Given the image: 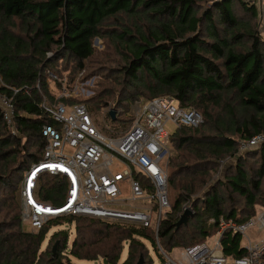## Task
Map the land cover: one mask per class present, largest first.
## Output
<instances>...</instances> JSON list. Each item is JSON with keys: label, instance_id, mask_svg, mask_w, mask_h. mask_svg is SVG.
Wrapping results in <instances>:
<instances>
[{"label": "trees", "instance_id": "1", "mask_svg": "<svg viewBox=\"0 0 264 264\" xmlns=\"http://www.w3.org/2000/svg\"><path fill=\"white\" fill-rule=\"evenodd\" d=\"M209 1L211 9L198 17L195 0H0V94L13 99L17 127L13 134L0 108V196L7 189L14 191L16 178L43 158L41 129L54 121L41 104L44 97L56 100L49 89V64L73 57L85 70L83 63L94 54L93 40L101 36L107 21L121 13L135 15L141 8L155 26L148 32L139 27L133 32L122 29L117 36L130 56L123 68L129 84L140 97H173L204 119L199 127H183L172 136L180 155L170 165L171 211L158 233L75 216L51 219L38 233H25L20 214L5 221L0 200V264H75L71 257L88 262L102 259L101 264H138L143 257V264H155L145 242L163 262L159 247L172 251L202 244L220 230L222 219L245 224L256 216L257 207L264 208V145L257 147L256 155L239 153L241 141L264 134V39L246 25L239 28L236 13L240 8L256 16L257 8L242 0ZM15 19L21 21L24 35L12 30ZM217 26L230 31L229 37H221ZM54 47L55 59L47 60ZM109 95H96L87 104L90 110L98 114L103 109L100 99ZM105 118L111 135L125 132L134 121H113L109 114ZM32 147L35 152L29 151ZM228 160L233 166L225 179L205 189L211 172ZM247 160H259L258 168L250 169ZM50 177L55 183L41 184ZM66 192L62 176L44 173L37 181L36 198L43 204L61 206ZM235 196L242 207H236ZM187 205L194 216L188 225L178 227ZM62 225L75 227L71 247L69 232L62 230L51 235L43 250L50 229ZM124 243L129 251L120 263ZM221 244L227 256L245 255L240 234L225 231Z\"/></svg>", "mask_w": 264, "mask_h": 264}, {"label": "built area", "instance_id": "2", "mask_svg": "<svg viewBox=\"0 0 264 264\" xmlns=\"http://www.w3.org/2000/svg\"><path fill=\"white\" fill-rule=\"evenodd\" d=\"M242 1L256 5L262 0ZM71 93L64 88L60 100H69ZM41 107L54 124L43 125V158L26 171L21 184L23 218L38 231L51 219L75 216L158 233L171 211L166 168L169 139L180 128L199 127L204 122L202 114L194 108H183L173 97L161 96L145 102L129 129L109 136L98 129L86 103L52 102L44 97ZM0 108L4 121L17 134L13 99L0 94ZM167 125L175 130L168 131ZM104 126L111 131L107 120ZM262 145L263 133L241 141L239 153ZM44 173L66 179V198L61 206L43 204L36 198L37 181ZM258 215L245 224L222 219L212 240L179 248L180 257L159 247L162 264H264V212ZM225 231L242 236L245 255L224 253L221 237Z\"/></svg>", "mask_w": 264, "mask_h": 264}, {"label": "rangeland", "instance_id": "3", "mask_svg": "<svg viewBox=\"0 0 264 264\" xmlns=\"http://www.w3.org/2000/svg\"><path fill=\"white\" fill-rule=\"evenodd\" d=\"M195 1L198 10V17H203L206 10H209L212 7V2L209 0ZM256 8V16H252L250 13H247L240 8H236V13L240 21L239 28L244 27V25H246L248 28L256 30L259 35L264 39V0L256 4ZM137 12L138 13L135 15L121 13L116 18L107 21L102 26L101 36L93 40L94 54L91 58H89L83 63L85 67V70L83 71L79 69L78 62L73 57H65L61 60H56L55 47L53 48L54 50L52 53L46 54L47 60L55 59L52 63L49 64L51 65V72L48 73L52 78L51 80H49V89L55 94L56 99H58L60 102H62L60 98L63 95L62 90L64 88L67 91H73V93H71L73 96L69 100L73 99L76 101V103L88 104V102L94 97H96V95H99L101 93L110 94L106 98L103 96V98L100 99V103L98 104L103 106V109L101 108L98 114L92 111L94 114L93 118L97 123L98 129L102 133H105L109 136H111V134H108L109 131H106L103 128L104 121L106 120L104 115L109 114L112 109H116L117 118H120L122 120L135 119L140 113L145 102L149 100L145 97H140L139 90L131 86L128 80H126L125 75L123 73V68L129 64L130 56H128L125 47L121 45L122 42L117 39V36L118 34H120L122 29L127 28L131 32L136 31L137 27L146 32H148L149 29H155V26L151 21L150 17L147 15L148 13H146V11L140 8ZM13 22L15 26H13L12 30L16 34L24 35L25 30L21 25V21L19 19H15ZM206 26L207 22L205 21L202 25L203 29H205ZM217 31L220 33L221 37H229L230 31H228L225 27L217 26ZM204 37L206 40H210L209 38H206L207 36ZM126 94H128L127 97H125ZM94 107H96V105H94ZM122 128H118V132L122 131ZM166 129L171 132L175 130L172 125H167ZM12 131L13 130H11V132ZM172 139V137L169 139L170 157L166 165L168 175L170 174L171 162L178 155H180V152L176 149ZM24 142L25 139L22 140V144ZM254 149L249 150L248 152L244 153V155L254 152V154L256 155L258 153V150L257 148L256 151ZM29 151L35 152L36 150L32 147ZM246 162L247 166L250 169L256 170L258 168L259 160H247ZM232 166L233 161L228 160L217 172H211V179L209 180V184L205 187V189L211 188V186L217 184L220 180L223 181L226 175L228 174L229 168ZM23 176L24 174L20 178H16V181L14 182V191L7 189L3 191L0 196V200H2L4 204L3 218L5 219V221H9L12 219L13 216L20 214L23 232L38 233L39 231L34 229L31 224L23 218V201L21 197V184L24 179ZM53 183H55V181H53L52 177L42 180L41 182V184H45L46 186H51ZM224 195H227L226 191L224 192ZM202 196L203 193L199 194L197 197L202 198ZM235 199L237 200L236 207H242V201L236 196ZM186 207L192 208L191 205H187ZM263 212L264 210H262L260 207H257L255 217L259 216L258 214H261ZM62 230L69 232L70 248L71 243L76 237L75 227L73 225H62L54 226L50 229L46 241L42 246V249L45 250L48 247V242L50 241L51 235ZM251 236L254 238H258L256 233ZM212 239L213 236L207 239L206 241ZM145 244L155 264H162L157 251L152 247V245H150V243L148 242H145ZM209 245H211V242L209 243ZM128 251L129 244L124 243V250L121 255L120 263L123 262V260L127 256ZM172 256L180 257L181 249H173ZM64 261L66 260L64 259ZM71 261L75 264H101L103 262L102 259L97 262H88L85 260L79 261L72 257Z\"/></svg>", "mask_w": 264, "mask_h": 264}, {"label": "water", "instance_id": "4", "mask_svg": "<svg viewBox=\"0 0 264 264\" xmlns=\"http://www.w3.org/2000/svg\"><path fill=\"white\" fill-rule=\"evenodd\" d=\"M116 114H117V110L116 109H112L110 111V113H109V115H110V117H111V119L113 121H115L117 119V115ZM193 216H194L193 209L192 208H187L185 210V212L181 215L180 220H179L177 226L178 227H181L183 225H188L189 219L192 218ZM56 246H57V244L54 246V251L56 250ZM143 262H144V259L142 257L140 259V261L138 262V264H143Z\"/></svg>", "mask_w": 264, "mask_h": 264}, {"label": "crops", "instance_id": "5", "mask_svg": "<svg viewBox=\"0 0 264 264\" xmlns=\"http://www.w3.org/2000/svg\"><path fill=\"white\" fill-rule=\"evenodd\" d=\"M261 209L264 210V208H261ZM260 212H261V211H260ZM253 234H255V233H250V236L253 235ZM244 242H245V244H246V241L243 240V241H242V246L244 245Z\"/></svg>", "mask_w": 264, "mask_h": 264}, {"label": "bare ground", "instance_id": "6", "mask_svg": "<svg viewBox=\"0 0 264 264\" xmlns=\"http://www.w3.org/2000/svg\"><path fill=\"white\" fill-rule=\"evenodd\" d=\"M42 171H44V170H42Z\"/></svg>", "mask_w": 264, "mask_h": 264}]
</instances>
